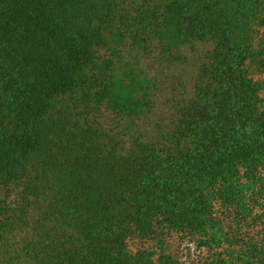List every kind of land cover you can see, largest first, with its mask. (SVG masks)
Masks as SVG:
<instances>
[{"label":"trees","instance_id":"trees-1","mask_svg":"<svg viewBox=\"0 0 264 264\" xmlns=\"http://www.w3.org/2000/svg\"><path fill=\"white\" fill-rule=\"evenodd\" d=\"M262 76L264 0H0V264H264Z\"/></svg>","mask_w":264,"mask_h":264},{"label":"rangeland","instance_id":"rangeland-1","mask_svg":"<svg viewBox=\"0 0 264 264\" xmlns=\"http://www.w3.org/2000/svg\"><path fill=\"white\" fill-rule=\"evenodd\" d=\"M205 49H207L206 46L201 47V51H205ZM183 54L186 59L181 63H167L155 58L145 60L142 63V68L146 73L156 80L158 89L153 113L140 121V127H148L150 133L166 122L176 101L186 96V93L190 91L196 59L200 53H191L185 49ZM260 79L264 81V76ZM262 96L264 97V91ZM167 243L169 252L179 259V264H207L209 260L207 253L199 254L197 251L192 250L190 244H185V239L174 236L169 238ZM152 245V243L141 244L134 240L128 242L131 250L143 247L148 249ZM181 245L187 249L185 250Z\"/></svg>","mask_w":264,"mask_h":264}]
</instances>
